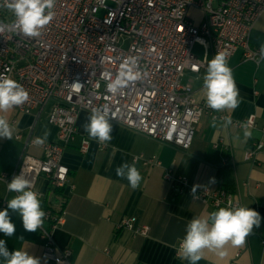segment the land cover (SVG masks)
Listing matches in <instances>:
<instances>
[{
  "label": "built area",
  "instance_id": "obj_1",
  "mask_svg": "<svg viewBox=\"0 0 264 264\" xmlns=\"http://www.w3.org/2000/svg\"><path fill=\"white\" fill-rule=\"evenodd\" d=\"M192 9L200 12L198 22L190 17ZM54 12L39 37H26L12 27L15 17L5 0H0V25L5 26L0 32V75L15 80L29 94L24 104L13 109L26 114L48 109V122L59 130L58 142L40 145L42 156L24 151L16 170L1 174L0 181L8 184L23 172L42 200L47 196L37 188L42 177L56 195L66 187L74 189L63 155L77 138L82 111L107 108L109 121L183 150L192 147L204 117L228 121L238 129L258 126L255 116L236 120L226 111L209 108L206 101L196 98L192 86L183 84V78L205 67L210 52L225 53L227 61L238 50L257 63L264 59V50L250 44L253 29L264 16V0H56ZM197 43L205 48L203 59L194 53ZM127 57H139L142 79L117 94L107 92L103 73H111L115 79ZM35 144L30 139L27 146ZM90 144L88 138H82L79 151L86 154ZM261 146L247 150L245 161L255 163ZM135 159L162 166L157 157ZM164 178L176 185L178 194L190 191L195 200L216 210L243 207L234 192L192 187L172 168H165ZM6 203L2 201V208ZM57 207L61 204L53 200L43 210L46 215L39 228L42 255L49 264H73L72 251L58 248L55 242L54 229L67 214L65 208L57 211ZM118 228L142 236L150 230L147 225L136 227L130 218L122 219ZM261 243L264 246V238Z\"/></svg>",
  "mask_w": 264,
  "mask_h": 264
},
{
  "label": "crops",
  "instance_id": "obj_2",
  "mask_svg": "<svg viewBox=\"0 0 264 264\" xmlns=\"http://www.w3.org/2000/svg\"><path fill=\"white\" fill-rule=\"evenodd\" d=\"M250 44L254 49L264 50V16L255 25ZM213 56L210 52L205 67L199 72H189L199 101H206L201 91L203 76ZM227 62L239 89L240 103L237 108L224 111L236 120L255 116L256 128L238 129L228 121L204 117L198 123L192 147L183 150L114 121H109L113 125L111 141L100 143L84 130L92 112L79 114L77 138L63 155V162L70 168L69 180L75 188L66 187L56 195L46 178H40L37 183V188L47 195L44 200L40 199L42 210L54 200L61 204L57 211L61 208L67 211L63 223L54 229V238L58 248L72 251L73 264H191L177 253L186 225L194 217H207L217 210L195 200L190 191L178 194L176 185L164 178L165 168L185 176L192 187L228 189L238 196L243 207H250L264 217V132L261 130L264 127V59L257 63L246 59L244 52L238 50ZM0 116L12 130L11 139L0 137V175L14 172L24 151L42 156L40 145L27 146L30 139L46 137L44 142L59 141L58 127L47 120L48 109L26 114L12 108L0 111ZM245 131L250 135L245 136ZM18 134L21 138H16ZM84 137L91 141L86 154L79 151ZM259 144L262 146L255 163L245 161V152ZM140 155L157 157L162 166L136 160ZM124 162L135 163L142 176L136 189L127 179L116 175V168ZM14 195L0 181V210L7 208V203L2 208V201ZM9 215L16 226L15 234L9 237L0 233L8 250H25L38 258L40 264H49L42 255L40 229L27 232L17 213L9 210ZM124 218L133 219L136 227L149 226V235H135L129 229L118 228ZM263 238L264 219L259 228L254 226L243 246L234 247L229 242L223 249L226 251L223 257L205 249L196 264H264ZM0 264H4L2 259Z\"/></svg>",
  "mask_w": 264,
  "mask_h": 264
},
{
  "label": "clouds",
  "instance_id": "obj_3",
  "mask_svg": "<svg viewBox=\"0 0 264 264\" xmlns=\"http://www.w3.org/2000/svg\"><path fill=\"white\" fill-rule=\"evenodd\" d=\"M55 4L56 0H5L6 7L15 17L12 27L26 37L41 35V30L55 16ZM4 30L5 26L0 25V32ZM138 61L139 57L125 58L115 79H112L111 73H103V78L108 81L107 92L117 94L130 83L142 79L138 70ZM201 91L207 106L215 111L235 109L239 106V89L225 53L217 52L208 61ZM28 99L29 94L21 84L0 75V111L6 112L24 104ZM109 119L107 108L93 109L88 123L84 125V130L90 138L100 143L109 142L113 132V125ZM249 135L250 133L245 131V136ZM11 136L12 130L8 121L0 116V137L11 139ZM45 139L46 137L37 138L36 143L42 145ZM116 175L127 179L133 189L138 188L142 180L135 163H122L116 168ZM211 182L214 183V179ZM7 189L15 195L7 200V208L0 210V233L10 237L16 232L9 210L19 215L25 231L36 232L43 225L46 213L41 208L38 193L31 190V182L22 172L8 182ZM195 191L196 189L193 188L192 194ZM262 219L264 217L250 207H221L207 217H194L186 225V232L180 240L177 253L181 259L188 260L191 264H196L203 257L205 249L216 251L223 257L226 255V251H223L225 245L230 242L234 247L243 246L245 238L252 234L254 226L260 227ZM0 259L4 264H40L38 258L29 255L25 250L9 251L6 241L2 239H0Z\"/></svg>",
  "mask_w": 264,
  "mask_h": 264
},
{
  "label": "rangeland",
  "instance_id": "obj_4",
  "mask_svg": "<svg viewBox=\"0 0 264 264\" xmlns=\"http://www.w3.org/2000/svg\"><path fill=\"white\" fill-rule=\"evenodd\" d=\"M100 15H102V12H100ZM190 17L194 19L195 21H198L201 17L200 12L196 10H190ZM194 53L200 58H205V48L201 44L197 43L194 47ZM194 78L193 75L186 73L183 78V84L190 85L193 87Z\"/></svg>",
  "mask_w": 264,
  "mask_h": 264
},
{
  "label": "trees",
  "instance_id": "obj_5",
  "mask_svg": "<svg viewBox=\"0 0 264 264\" xmlns=\"http://www.w3.org/2000/svg\"><path fill=\"white\" fill-rule=\"evenodd\" d=\"M57 193H60L59 191H57Z\"/></svg>",
  "mask_w": 264,
  "mask_h": 264
}]
</instances>
